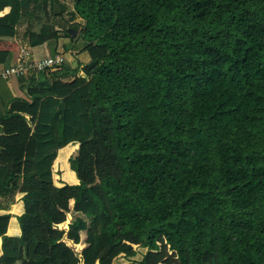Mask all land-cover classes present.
<instances>
[{
    "label": "trees",
    "instance_id": "obj_1",
    "mask_svg": "<svg viewBox=\"0 0 264 264\" xmlns=\"http://www.w3.org/2000/svg\"><path fill=\"white\" fill-rule=\"evenodd\" d=\"M71 1L76 63L18 76L25 97L0 76V208L31 176L50 185L49 264H264V0ZM55 2L0 0V24ZM106 136L105 172L87 174L84 147ZM76 144L69 182L57 158ZM9 216L0 264H26Z\"/></svg>",
    "mask_w": 264,
    "mask_h": 264
},
{
    "label": "crops",
    "instance_id": "obj_2",
    "mask_svg": "<svg viewBox=\"0 0 264 264\" xmlns=\"http://www.w3.org/2000/svg\"><path fill=\"white\" fill-rule=\"evenodd\" d=\"M9 6L5 7L0 11V15L7 12ZM19 26V25H18ZM17 26V27H18ZM10 28L0 24V68L4 65L14 63L17 61L19 51L22 47L27 48L34 57L47 55L54 53L48 52L44 48L45 43H40L36 46H31L27 43V36L25 31H20L21 29ZM18 76H11L6 80L7 84L13 95L19 97H25V92L19 88ZM30 93L37 92V90L29 89ZM10 110H20L25 111L29 114V117L34 118L36 107H28L22 100L14 101ZM80 145H72L63 147L57 158L58 167L62 170L61 177L63 179H69V182H78L79 179L75 171H71L66 163H68L69 158L76 156L79 151ZM76 153V154H75ZM63 163V165H62ZM72 173V174H71ZM27 189L28 193L22 200V193L17 192L14 195V200L10 203L7 208H0V213H9V219L6 226L7 233H19L20 227L18 222V216L22 214V227L25 240L28 242V260L26 264H49L48 255L50 253V247L47 244V233L45 231L40 213H39V202L46 196L50 190V185L46 183H41L36 175L31 176L27 179ZM0 200L3 204H7L5 199ZM1 244V235H0ZM1 254V245H0Z\"/></svg>",
    "mask_w": 264,
    "mask_h": 264
},
{
    "label": "rangeland",
    "instance_id": "obj_3",
    "mask_svg": "<svg viewBox=\"0 0 264 264\" xmlns=\"http://www.w3.org/2000/svg\"><path fill=\"white\" fill-rule=\"evenodd\" d=\"M52 11L59 13L54 14L51 11L48 13V11L46 12L43 6H41L34 11V18L32 19V21L29 22L27 20H24L19 24L17 28L21 29L20 31H25L26 34L29 30L43 31L47 30V27H53L54 29H57V37L50 38L47 41L42 42L45 43L44 48L46 51L48 50V52H61L65 58L64 65H74L76 63V59L71 55V35L68 32V28H75L79 30L82 26L83 20L78 16H73V6L71 0H57V2H55L53 5ZM31 27L32 29H30ZM25 38H28V34ZM109 143V137H107L106 139L99 137V142H96V146L89 145L88 147H84V149L89 148L88 152H90L89 154L85 155L83 159L81 157V159L83 160L82 163L86 165V168L89 167V170H87L88 172H86L87 174H96L102 171L105 172V161L109 156L108 152L110 149ZM77 154L78 157L81 155L80 148ZM66 165L69 169H71V171H73L71 162L68 161ZM87 174L86 176H88ZM66 181H69V179L67 178Z\"/></svg>",
    "mask_w": 264,
    "mask_h": 264
},
{
    "label": "built area",
    "instance_id": "obj_4",
    "mask_svg": "<svg viewBox=\"0 0 264 264\" xmlns=\"http://www.w3.org/2000/svg\"><path fill=\"white\" fill-rule=\"evenodd\" d=\"M65 58L61 52L34 57L25 47L19 51L17 61L0 68V76L7 79L11 76H22L29 73H38L54 69L64 63Z\"/></svg>",
    "mask_w": 264,
    "mask_h": 264
}]
</instances>
